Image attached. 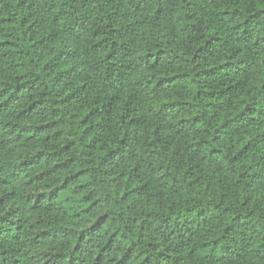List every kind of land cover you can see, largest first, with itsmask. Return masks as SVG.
<instances>
[{
  "label": "trees",
  "instance_id": "obj_1",
  "mask_svg": "<svg viewBox=\"0 0 264 264\" xmlns=\"http://www.w3.org/2000/svg\"><path fill=\"white\" fill-rule=\"evenodd\" d=\"M0 264H264V0H0Z\"/></svg>",
  "mask_w": 264,
  "mask_h": 264
}]
</instances>
